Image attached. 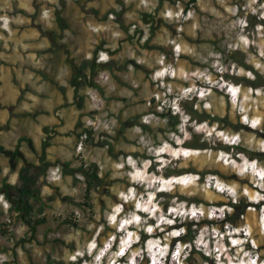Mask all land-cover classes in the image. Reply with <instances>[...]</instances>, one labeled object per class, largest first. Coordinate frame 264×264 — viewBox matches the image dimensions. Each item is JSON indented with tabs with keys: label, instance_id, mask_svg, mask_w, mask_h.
I'll return each instance as SVG.
<instances>
[{
	"label": "rangeland",
	"instance_id": "rangeland-1",
	"mask_svg": "<svg viewBox=\"0 0 264 264\" xmlns=\"http://www.w3.org/2000/svg\"><path fill=\"white\" fill-rule=\"evenodd\" d=\"M3 1L7 29L16 25L26 37L39 30L41 47L55 39L62 92L70 90L65 62L80 64L95 55L96 72L89 77L104 94L88 87L74 98L83 106V127L76 126L81 111L75 106L66 128L21 144L33 147L24 160L40 163L47 142L53 163L43 187L47 222L32 236L0 196L7 231L0 232V255L6 257L0 264H186L188 248L175 242L181 234L176 227L206 219L215 224L203 226L196 240L197 251L211 259L203 264H264V87L249 85L251 69L264 78V0ZM59 18L66 21L64 30ZM44 51L42 70L53 78L52 53ZM110 62L114 75L105 67ZM49 86L35 88L43 93ZM209 115L243 128L234 132ZM84 128L92 136L80 137ZM58 160L72 168L99 165L108 185L94 192L92 210L84 205V176L64 175ZM0 161L10 173L23 164L3 154ZM56 169L60 178L52 180ZM191 169L208 173L204 179L182 174ZM189 197L203 203L188 204ZM243 200L249 206L240 226L221 232L224 210L234 209L218 204ZM143 234L150 238L142 247ZM196 257L194 264H201Z\"/></svg>",
	"mask_w": 264,
	"mask_h": 264
},
{
	"label": "trees",
	"instance_id": "trees-1",
	"mask_svg": "<svg viewBox=\"0 0 264 264\" xmlns=\"http://www.w3.org/2000/svg\"><path fill=\"white\" fill-rule=\"evenodd\" d=\"M192 3H195L196 0H191ZM58 24L61 28V30H64L67 28V24L65 19H58ZM54 34V33H53ZM50 36H48L49 38ZM51 38L52 46L50 48V51L53 49H59L58 44L56 43L55 39L53 37ZM49 51V50H47ZM96 56L90 58V59H84L80 64L74 65V77L71 81V85L74 88L75 96L76 98H79L80 92L85 88H93L97 90L100 94H104L103 88L97 83L94 78L89 77V75H93L96 72ZM131 64L134 65L135 68L144 70L145 67L135 61H131ZM113 62L108 63L105 67L111 71V74L113 73V67L111 66ZM254 73V79L252 81H249V85L253 88H260L264 87V78L259 74V72L254 71L251 69ZM42 72V71H40ZM53 84L58 86L61 91L64 90V87L59 86L55 81H51ZM240 84V83H239ZM27 89H23L21 92H24ZM37 94V93H35ZM82 97H80L81 99ZM78 105V104H77ZM83 106L81 104L78 105V109L81 111L79 114V118L77 121V128L83 127L81 123V119L85 115V113L82 112ZM173 118V117H172ZM208 119L211 122L215 123H226L225 128H230V130L234 132H240V129L243 128L242 125H234L231 121H229L228 118H219L212 115L208 116ZM177 122L174 120L173 125H175ZM129 124L133 125H139L143 128H146V125L138 122V121H130ZM93 131L89 129H83L80 137L86 136L90 137L92 136ZM23 141H29L30 139L28 137H22L18 141V145L15 150H9L6 149L4 146H0V154H4L5 156H8L10 158H13L14 156H17L19 153V147L20 144ZM46 144L47 142H44L43 146V152L40 157V163L39 164H32L27 163L23 166V168L19 171V178L16 185H12L10 183H7L4 181L3 183L0 182V195L3 196L6 201L9 203L8 212L12 215H16L20 218L22 223H24L30 230L32 236L35 235L37 228L43 224H46L47 219L44 215L45 210L47 209L46 202L43 198V187L47 185V181L45 180V174L46 171L49 169V167L53 164L52 162L47 160L46 157ZM108 146V152L111 155H114V149L113 146L110 144H106ZM202 149H206L207 147L205 145H202ZM229 150V149H227ZM58 165H61L63 168L64 175H74L76 173H81L85 178V193H84V205L89 209H93V194L94 192H98L101 187H106L108 183L100 176V167L96 163H85L81 162L80 165L76 168L71 167V162L69 161H60L58 160L56 162ZM1 172V169H0ZM185 172H190L192 174H196L199 176V178L204 179L205 175L208 172H201L197 171L195 169H191L188 171H183L182 174ZM217 175L218 173L215 172ZM51 199V198H49ZM188 201V204L193 203H203L196 197H189L186 199ZM218 206H228L232 209H234L233 213H230L226 209L224 210V217H222L219 220L220 227L219 230L221 232H225V226H231L232 229L238 228L242 222V216L246 214V208L248 203L243 200L240 204L229 202V203H220ZM66 223H71L74 226L77 227L76 223H73L72 221L67 220ZM218 223V222H216ZM215 221L213 220H202V221H187L182 224H180L178 229L181 230V234L179 237L175 240V242H178L179 244H183L186 246V249L188 248V251L185 255L184 262L186 264H194L196 260V256H201V264L203 263H209L210 257L206 256L202 252H198L196 248V240L198 238L199 231L201 228L205 225H214ZM4 223L1 224L0 232L1 234H6L7 231L4 229ZM149 235L143 234L141 239V245L144 246L145 242L149 239ZM48 264H52L51 260H48Z\"/></svg>",
	"mask_w": 264,
	"mask_h": 264
},
{
	"label": "crops",
	"instance_id": "crops-1",
	"mask_svg": "<svg viewBox=\"0 0 264 264\" xmlns=\"http://www.w3.org/2000/svg\"><path fill=\"white\" fill-rule=\"evenodd\" d=\"M6 3V1L2 0L0 5ZM15 26L10 25V29H7L3 23V18L0 17V146H4L9 150H15L19 139L22 137H28L32 142L34 138H38L40 141L45 134L55 133L52 131V128H54L53 130H60L62 126L66 128L67 115L76 116L77 110L75 106H78L74 103L76 96L74 88L71 85L74 77V65L78 63L72 65L70 60L65 62L70 90L65 94L59 89L60 92L64 93L59 95V99L61 100L59 104L63 106L59 109L57 108L58 102L56 100V96L58 97L57 86L51 82L52 80L57 81V49L50 51L51 43L41 47L39 30L36 31V34L32 33L31 36L26 37L24 31ZM44 50H49L46 51L49 56L52 53L53 63H49L48 67L49 69L52 68L53 78L50 76V71L47 75L42 70L40 58L43 54H46L43 53L45 52ZM47 81L53 85V87H47V91L42 93L41 90L35 88L41 84L44 85ZM18 86L27 90L22 94ZM63 95L66 96V99L68 95V99L65 102L62 101V98H65ZM40 96L43 98L41 99ZM80 97L81 95L76 99H80ZM58 116L64 120V124L58 120ZM68 126L69 130L72 129L71 125ZM21 144L19 155L17 156L23 159V164L19 165L20 168H23L28 163L24 159L31 156L29 152H32L33 147L28 150V148L21 146ZM12 166L15 165L12 164ZM0 169L1 183L6 181L12 185L17 184L19 170L10 173L3 166L2 161H0ZM2 223L0 221V229Z\"/></svg>",
	"mask_w": 264,
	"mask_h": 264
},
{
	"label": "built area",
	"instance_id": "built-area-1",
	"mask_svg": "<svg viewBox=\"0 0 264 264\" xmlns=\"http://www.w3.org/2000/svg\"><path fill=\"white\" fill-rule=\"evenodd\" d=\"M51 178H52V180H58L60 178V174H59V170L58 169L52 171ZM7 207L9 208V204H7ZM4 261H6V257L0 255V263H2Z\"/></svg>",
	"mask_w": 264,
	"mask_h": 264
},
{
	"label": "clouds",
	"instance_id": "clouds-1",
	"mask_svg": "<svg viewBox=\"0 0 264 264\" xmlns=\"http://www.w3.org/2000/svg\"><path fill=\"white\" fill-rule=\"evenodd\" d=\"M45 15H47V13H45ZM169 15H171V13H169ZM7 25V20H5V26ZM102 59H107V57L106 56H102L101 57ZM228 91H230V88L228 89ZM201 96V94H198V97H200ZM203 96V95H202ZM190 175H194V174H190ZM157 183H160V182H157ZM176 184H182L181 182H177ZM159 192V191H158ZM123 255H125V254H123ZM123 257V256H122ZM250 264H255V262L254 261H250Z\"/></svg>",
	"mask_w": 264,
	"mask_h": 264
},
{
	"label": "flooded vegetation",
	"instance_id": "flooded-vegetation-1",
	"mask_svg": "<svg viewBox=\"0 0 264 264\" xmlns=\"http://www.w3.org/2000/svg\"><path fill=\"white\" fill-rule=\"evenodd\" d=\"M4 155V154H3ZM19 155V154H18ZM16 156H14L13 158H15ZM12 159V158H11Z\"/></svg>",
	"mask_w": 264,
	"mask_h": 264
},
{
	"label": "water",
	"instance_id": "water-1",
	"mask_svg": "<svg viewBox=\"0 0 264 264\" xmlns=\"http://www.w3.org/2000/svg\"><path fill=\"white\" fill-rule=\"evenodd\" d=\"M11 163H12V160H11ZM12 167H14V166H12Z\"/></svg>",
	"mask_w": 264,
	"mask_h": 264
}]
</instances>
